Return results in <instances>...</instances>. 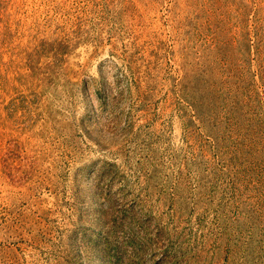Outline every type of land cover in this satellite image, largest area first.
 Here are the masks:
<instances>
[{
	"label": "rangeland",
	"instance_id": "1",
	"mask_svg": "<svg viewBox=\"0 0 264 264\" xmlns=\"http://www.w3.org/2000/svg\"><path fill=\"white\" fill-rule=\"evenodd\" d=\"M0 264H264V0H0Z\"/></svg>",
	"mask_w": 264,
	"mask_h": 264
}]
</instances>
